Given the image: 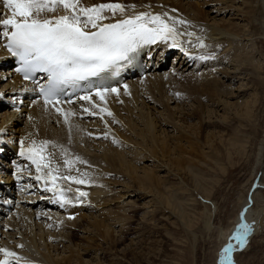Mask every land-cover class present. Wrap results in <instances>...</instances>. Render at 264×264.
Returning a JSON list of instances; mask_svg holds the SVG:
<instances>
[{
	"label": "bare ground",
	"instance_id": "1",
	"mask_svg": "<svg viewBox=\"0 0 264 264\" xmlns=\"http://www.w3.org/2000/svg\"><path fill=\"white\" fill-rule=\"evenodd\" d=\"M100 1H115L125 5L123 14L117 12L112 15L110 11H105L104 15L108 19L101 23L139 12L166 13L168 17L186 21L187 23L176 26L181 33L195 34L191 38L186 35L178 37L181 45L179 49L189 54L191 59L188 63L193 65L185 68L189 71L201 68L202 65L206 68L198 73L195 71V75H185L188 78V82H185L189 83L188 86L175 79L177 73L176 77L173 76L176 71L173 68L146 75L129 84L127 89L109 92L104 101L98 100L96 96L97 99L89 103L87 111L88 116L96 114L95 122L82 121V113L69 117L65 122L61 114L42 111L39 103L29 106L27 102L20 111H13L6 105H0V141L5 144L0 146V181L15 188L17 195L19 193L17 200L22 206L17 210L16 216L4 210L0 215V248H7L17 253L19 257V260L10 257V264H106L107 251L119 260L121 252H128L131 255L137 253L136 248L125 245L126 239L120 233L123 228V215L116 214V211L108 208L112 202L115 203L121 198H130L122 205L118 204L121 205L118 207V212H128L131 207H135L137 198L144 197L133 184L132 179L135 177L129 178L123 170L125 169L127 174L137 175L139 168L135 167V162L139 161L144 176L141 181V177L138 178V181L145 186V189L152 192L153 183L162 177L153 176L151 173L153 169L159 168L157 171L164 173L163 176L174 175L169 163L162 160L167 138L163 140L162 153H159L163 158L158 156L155 147L159 138H165L160 137V134L164 135L167 129L171 128L167 130L169 133L173 130L172 137L180 130L186 131L177 117L197 114L193 112L195 109L201 113L200 120L206 117L208 123L212 122L213 126L217 127L218 124L223 126L231 121L229 117L225 115L222 117L220 114L222 111L223 114L229 111L234 113L232 119L241 121V127L244 122L245 126H255L256 120L260 118L258 115L264 113L262 106L264 105V0H81V4L93 6ZM133 5L135 7H132ZM89 30L93 29L89 28ZM196 37L203 40L205 45L203 48L196 46L198 44ZM190 39L191 44L188 43ZM202 56L207 59H201ZM4 57L5 51L0 47V61ZM261 74L262 76L258 77ZM12 76L11 72L2 73L0 67V102L14 99L15 89L22 83ZM256 78H262L261 96L252 86ZM175 80L179 85V88H175L177 94L179 91L184 97L181 103L179 102L181 100L175 98L176 96L168 93L167 85L165 87L166 81L173 83ZM196 88L209 92L208 97L202 98L206 102L194 99ZM252 91L254 92L251 93ZM238 100L244 103L243 105L240 103L243 106L241 109L237 106ZM172 102L176 104L172 106ZM183 103L190 108L189 112H185ZM182 104L184 106L181 107ZM94 105H99L97 111H94ZM189 105H196V108ZM256 105L261 107L259 111L261 114L258 112L256 115L253 112ZM101 107H106L112 115H108L107 112L101 113ZM189 127L192 125L190 124ZM242 131L244 130L241 129L239 132L240 137L236 135L238 138L235 137V140L232 141L230 138L232 142L230 140L227 142V139L224 141L229 149L237 145L241 153H249V160L252 163L245 182V185H250L251 190L249 189V194L227 233V244L224 246L225 248L229 243L233 245L230 254L233 264H240L236 257L258 255L256 249L259 247L256 248L254 242L259 237L261 247L257 251L264 250V125L260 131L257 130V134L254 131L257 137L253 134L251 144H248L251 138L249 134H244ZM242 136L243 139L244 136L246 137L243 143L240 140ZM107 137L109 140H106ZM180 139L182 140V136ZM33 141L36 144L42 141L49 142L46 152H49L52 166L59 168L61 174L77 176L88 181L85 184H75L62 180L66 188L71 187L72 191L68 194V198L74 201V204L75 189L79 188L87 193V196L83 197L86 201L85 205L72 209L73 205L68 203L65 204L66 209L62 211L61 205L54 202L55 195L45 190V181L43 179L38 181L35 178L38 174L46 175L48 169H42L41 173H37L36 165L31 160L23 161V156L19 161L20 177H25L24 173L31 177L23 189L15 185L17 178L14 169L17 159H12L7 146L17 150V144L25 148ZM187 143L193 142L188 140ZM191 146L199 145L194 143ZM27 155H24V158ZM77 157L79 160L76 159ZM65 159L74 162L71 168L65 166ZM3 163L9 168V172L4 170ZM31 166L34 168L29 170ZM160 168L165 169V172ZM121 178L127 179L123 190L117 187V184H121L118 181V179L122 180ZM30 186L37 191L30 190L28 194ZM48 186H51V182ZM146 193L145 196H149L148 192ZM166 202L169 206L176 205L175 200ZM35 204H39L37 208H34ZM69 210L75 215L70 216ZM139 224L140 222L135 226ZM242 224L247 225L246 233L241 227ZM115 225L120 228L119 236L115 240H109L107 237L114 236L117 232ZM80 233L83 235L80 236ZM237 233L243 234V243L236 239ZM93 236L100 237L101 241L106 242V250L99 251L97 244L90 241L93 240ZM133 240L132 245L136 244ZM121 246L122 248L118 249ZM222 256L223 251L220 264ZM0 259H4L2 252Z\"/></svg>",
	"mask_w": 264,
	"mask_h": 264
},
{
	"label": "rangeland",
	"instance_id": "2",
	"mask_svg": "<svg viewBox=\"0 0 264 264\" xmlns=\"http://www.w3.org/2000/svg\"><path fill=\"white\" fill-rule=\"evenodd\" d=\"M182 68L179 67V71L176 69L177 71L173 73V76L176 77L177 75L178 78L176 77L175 79H179V83L182 81L185 86H188L189 83H185L188 82L186 76L189 74L195 75V71L198 73L200 69L189 71L185 70V67ZM261 76L262 74L258 77ZM178 81L176 82L175 80L173 82L174 85L166 81L165 87L167 85L166 90H168V93H172L174 97L176 96L175 98L181 100L179 101L181 103L184 97L181 96L182 94L179 91L177 94L175 90V88H179ZM261 83L262 78H256L252 83L254 90L257 89L260 96L262 95ZM171 87L174 88L172 89ZM207 95H209L208 91L196 88L194 95L196 98L194 99L202 101V98L208 97ZM248 100L250 101V96ZM203 101L206 102V100ZM240 103L241 101L237 104L239 109L243 108L242 105L244 104L241 103L242 105H240ZM175 104L171 103L172 106ZM183 104H185V112H189L190 108L186 106V103ZM183 104L181 107L184 106ZM262 106L264 105L262 104ZM191 107L196 108V105ZM260 109L261 107L256 105L253 112L256 114ZM193 110L197 114L182 118L177 117L179 123L183 125L186 131L180 130L172 137L173 130L169 133L167 130H171V128L167 129L164 135L160 134V137L165 138H159L155 147L158 156L163 158L159 153H162L163 140L167 138L168 142L165 144V155L162 160L169 163L170 170L174 175L163 176L164 173L157 171L159 168L153 169L151 171L153 176L160 175L162 177L153 183V191L149 192L138 181V178L141 177V181L144 176V173L140 170L143 168H140L142 164L139 161L135 162V167L139 168L137 175L127 174L126 170H123L129 178L135 177L132 180L138 192L144 197H146L145 194L148 192L149 196L141 199L137 198L135 207H131V210L124 213L118 212V207L125 201L130 200V198H121L117 200L119 203L116 201L109 204L108 208L116 211V214L123 215V228L120 233L126 239L125 245L128 244L131 248H136L137 253L131 255L128 252H121L119 260L115 258L114 254L107 251V254H104L107 260L106 264H220L221 252L227 244V233H229L230 228L234 224L243 201L249 194V189L251 190L250 185H245V182L252 167L249 153H241L237 145L235 148L229 149V146H226L224 141L227 139V142H229L230 138L233 141L236 139L235 137H240L241 134L239 132L242 129L244 134H249L251 137L248 142V144H251L252 136L255 135L257 130L260 131V128L264 125V113L258 115L260 118L256 120L255 126H245L246 123L244 122L243 126L240 127L241 121L238 120V122L236 119H232L234 118V113H229L227 110L228 113L223 114L222 111L220 112L221 116L225 115L231 121L229 120V123L223 124V126L218 124L215 127L212 122L208 123L206 117V119L200 120V111ZM259 114L261 113L259 112ZM190 124L196 130H191ZM233 127H235L234 133H232ZM181 136L182 140L180 139ZM169 138H172V140H169ZM244 138L246 139L245 136ZM245 139L242 136L240 138L241 143ZM188 140L193 143H187ZM194 143L199 146L192 147L191 145ZM160 170L165 172L163 168H160ZM121 179H118L121 184H117V187L123 190L124 185L127 184V179ZM167 200H175V207L169 206L166 202ZM118 204L121 205L118 206ZM151 209L153 211H149ZM138 221L140 224L135 226L136 223H139ZM118 225H115L117 231L115 235L107 237L109 240H115L119 236L118 231L120 228ZM79 235L82 236L83 234L80 233ZM76 240L79 241V239ZM132 240L136 244L132 245ZM90 241L97 244L99 251L106 250V242L104 240L101 241L100 237L93 236V240ZM259 241L260 237L254 242L256 248L261 247ZM121 248L122 246L118 249ZM258 249H256V254L258 253L256 257L254 255L251 257L241 256L242 258L239 256L236 257L238 262L240 264H264V258L262 260L264 250L257 251Z\"/></svg>",
	"mask_w": 264,
	"mask_h": 264
},
{
	"label": "snow or ice",
	"instance_id": "3",
	"mask_svg": "<svg viewBox=\"0 0 264 264\" xmlns=\"http://www.w3.org/2000/svg\"><path fill=\"white\" fill-rule=\"evenodd\" d=\"M0 2L4 8L10 10V15L0 19V29L2 35L8 39V49L21 61V67L17 71L23 73L25 79H29L31 74L37 71L47 73L48 83L40 86V92L45 105L52 104L53 107L62 103L59 96L63 94L64 86L75 87L90 77H100L102 73L117 66L119 61L126 60L128 54L137 48L146 44H156L158 41H171L169 47L176 48L181 46L179 36L186 35L191 38L195 35L192 32H179L176 26L187 22L168 17L166 13L139 12L115 23H101L108 18L104 15L105 11H110L112 15L125 12V5L120 3H102L85 7L81 0H0ZM58 5H62L66 13L49 17L47 13L54 12ZM0 15H3L2 9ZM196 39L198 41L196 46L203 48L205 46L203 40L199 37ZM188 43H192L191 39ZM200 58L207 59L203 56ZM117 91L116 88L100 86L95 88V95L104 101L107 93ZM80 99L91 101L92 96L86 94ZM56 111L64 114L65 122L70 115L75 114L71 111L64 112L60 107H56ZM100 112L112 115L106 107H101ZM48 143L42 141L37 145L33 141L27 149L28 159L36 165L37 173H41L42 169H48L46 175L38 174L35 178L38 181L41 179L45 181V190L51 191L56 196L54 202L63 207L64 204L72 203L66 195V192L72 189L61 187L57 181L64 180L75 184H85L88 181L77 176L58 175L59 168L53 167L50 156L45 155ZM21 144L23 145V141ZM21 155H25L23 148ZM76 159L79 160V157ZM64 163L71 168L74 162L65 159ZM75 193L77 201L80 197L87 196V193L79 188L75 189ZM241 227L246 233L247 225L242 224ZM236 239L243 243V234L237 233ZM232 248L233 245L229 243L222 250L221 264H233L230 255ZM0 252L4 254L0 264H10V257L19 260L17 253L7 248H0Z\"/></svg>",
	"mask_w": 264,
	"mask_h": 264
}]
</instances>
